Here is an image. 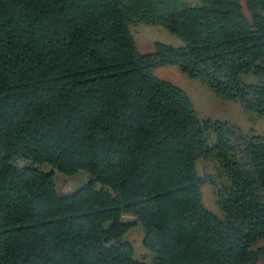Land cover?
Wrapping results in <instances>:
<instances>
[{
  "label": "trees",
  "instance_id": "trees-1",
  "mask_svg": "<svg viewBox=\"0 0 264 264\" xmlns=\"http://www.w3.org/2000/svg\"><path fill=\"white\" fill-rule=\"evenodd\" d=\"M139 23L183 45L139 53ZM163 65L264 117V0H0V264H145L134 225L153 264H264V136L200 119Z\"/></svg>",
  "mask_w": 264,
  "mask_h": 264
},
{
  "label": "rangeland",
  "instance_id": "rangeland-1",
  "mask_svg": "<svg viewBox=\"0 0 264 264\" xmlns=\"http://www.w3.org/2000/svg\"><path fill=\"white\" fill-rule=\"evenodd\" d=\"M130 31L139 53H151L154 51L156 42L166 43L173 47L183 45L182 40L160 25L134 24ZM158 78L164 79L173 85L181 88L189 96L193 107L200 119L210 118L218 121H228L239 127L247 134H261L264 136V117H257L244 111L237 102L222 100L210 89L204 86L199 80L190 78L181 73L175 65H163L154 69ZM19 166L31 164L29 161L17 158ZM45 173H51L56 190L60 194H70L81 184L90 179L85 172H78L73 175H65L48 164H33ZM212 164L210 161L199 159L197 171L200 175L211 174ZM203 201L208 209L216 211L213 188L209 184L203 186ZM125 219L131 221L132 217L126 215ZM144 233L142 229L134 225L124 235V240L129 241L134 249V257L145 264H153V253L143 246Z\"/></svg>",
  "mask_w": 264,
  "mask_h": 264
}]
</instances>
